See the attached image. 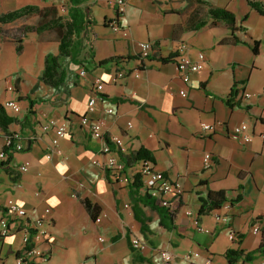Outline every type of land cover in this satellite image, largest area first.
Masks as SVG:
<instances>
[{"label":"crops","instance_id":"0c3cea01","mask_svg":"<svg viewBox=\"0 0 264 264\" xmlns=\"http://www.w3.org/2000/svg\"><path fill=\"white\" fill-rule=\"evenodd\" d=\"M48 1L0 0V15L28 5L52 7ZM115 1L82 0L84 7H79L88 9L95 24L82 34L83 44L77 55L67 57L71 64H61L66 75L63 84L53 88L41 79L46 57L57 56L48 53L36 72L54 95L51 93L45 101L34 97L28 100L29 115L17 117L21 112L5 110L14 119L9 131L20 137L24 150L0 161V206L18 204L27 211L25 220H43L42 228L50 234L41 244L50 255L48 264H54L59 213L71 207L82 212L95 233L91 248L81 259L83 264H205L207 260L211 264H228V249L255 253L264 234V15L250 2L264 0H127L125 12L119 16ZM211 9L235 14L239 27L235 35L243 43H221L231 38V31L224 22L213 23ZM114 20L120 26L117 32L110 27ZM202 22L206 25L198 27ZM27 33L39 39L54 32L39 35L32 29ZM254 41L260 43L258 53L253 52ZM141 42H150L154 47L143 62L139 59ZM201 52L206 56L204 69L185 83L177 71L179 58L191 55L197 60ZM110 58L114 60L100 64ZM31 66L36 67L35 60ZM8 70L11 77L17 72L14 67ZM3 75L0 70V99L17 101L8 95L17 94L15 85L9 84L5 92ZM98 78L105 84L99 94L95 85ZM16 82H21L19 77ZM236 83L240 106L232 108L227 98ZM70 84L68 92L54 93ZM243 91L253 97L245 98ZM92 98H96V106L89 113ZM30 102H34L32 108ZM109 109L114 113L108 114ZM85 115L103 121L101 137L81 128L79 121ZM51 120L66 123L69 134L59 142L61 153L50 161L46 152L54 130L45 132L42 126ZM203 123L216 125V131H202ZM242 124L248 126L249 143L234 132ZM2 132L0 151L5 145V131ZM113 136L123 142L121 151L111 145L121 162L125 163L122 155L130 156L145 147L155 160V169L182 185L181 198L172 202V216L164 219L166 226L159 212L142 204L137 209L144 225L135 216L131 185L138 162L126 166L121 181L115 171L101 169L109 158L101 153L102 146ZM206 153L217 161L210 171L204 169ZM21 166L28 167V171L21 172ZM211 192H225L226 201L218 210L199 214L201 201L208 200ZM84 199L100 209L99 222L91 219L82 203ZM228 203L231 208L227 221H217L215 214L224 215L223 206ZM2 208L0 222L6 216ZM46 209L50 212L46 213ZM187 210L199 216L211 233L198 232L186 216ZM256 225L261 233L253 232ZM231 231L242 239L241 245L239 240L230 239ZM22 238L20 221L10 236H0V264H16L24 250ZM132 238L147 242L148 249L134 250ZM195 253L198 256L187 259V255ZM244 264H264V255L256 254Z\"/></svg>","mask_w":264,"mask_h":264},{"label":"built area","instance_id":"2783aa9c","mask_svg":"<svg viewBox=\"0 0 264 264\" xmlns=\"http://www.w3.org/2000/svg\"><path fill=\"white\" fill-rule=\"evenodd\" d=\"M114 6L117 8V12L119 14H123L125 12L127 6V0H116L114 2ZM110 27L115 31L120 30V26L117 23V20H114L110 23ZM139 59L143 62L147 60L151 54L154 52L153 44L150 42H141L139 43ZM182 48H185L182 46ZM206 56L204 53H199L197 60H195L191 55L182 56L179 58L177 62V71L181 76L182 80L185 83H188L191 79V76L194 73H197L204 69L205 67ZM83 74L85 71H82ZM120 76H122L120 74ZM96 92L97 94L102 93L104 89V82L98 78L95 80ZM10 91L14 90L13 86L9 87ZM181 95H185V91L180 92ZM242 95L245 98L253 97V94L248 91H243ZM4 110H10L14 113H20L21 107L15 100H6L2 103ZM96 106V98H92L88 103V112L93 113L95 111ZM108 114H113L114 110L109 109L107 111ZM80 126L81 128L88 131L95 137H101L102 129L104 126L103 121L96 120L90 118L88 115H85L80 118ZM129 127L132 126L131 123H128ZM202 131L214 133L216 131V125L214 124H201ZM43 131H48L49 129L54 130V138L49 144L46 152V158L48 160H53L56 155L61 153L59 142L61 139L65 138L69 134V130L66 123H57L55 120H51L46 125L42 126ZM236 134L242 136V139L245 143H249L251 141V136L248 133V126L242 124L234 129ZM2 128L0 127V134H2ZM5 136V145L4 149L0 151V161H7L9 159L10 153L20 152L24 150V146L20 141V137L17 134H4ZM114 145L116 149L122 150L123 142L119 137H111L110 141L105 143L102 146L101 153L103 155H109V158L102 163L104 170L106 171H115L117 180H123V176L125 174V163L121 162L118 157L113 153V148L111 145ZM204 169L205 170H213L217 164V161L214 159L211 153H206L204 156ZM140 164L137 175L141 176L143 187L141 189L142 193L149 195L156 204L159 206L168 208L170 211H173L172 202L175 199L181 198L183 194L182 185L177 182L171 180L166 174L160 172L155 169L153 162L150 160H141L138 161ZM137 163V164H138ZM21 172H27L28 167L21 166ZM231 208V205L225 204L223 209L226 213L215 214V218L217 221H227V212ZM46 213L50 212V209L45 210ZM186 216L191 218L192 224L194 228L200 232L205 234H210L211 230L204 227L201 224L199 216L194 214L193 211L187 210L185 212ZM27 216V211L22 208L18 204H10L6 207V216L0 222V236L8 237L15 230V223L20 221V230L23 234L22 242L24 244L23 252L17 256L16 264H47L50 261V255L47 253L43 247L41 246L42 242H44L49 237V231L47 229H43V220L40 219L35 223H31L28 220H25ZM100 221V218L97 219V222ZM254 233H261V229L258 225L253 228ZM230 239L232 241L239 240L238 235L234 232H230ZM101 242L105 240L103 238L99 239ZM131 247L138 251L144 252L148 249L149 245L147 242L141 241L139 238L131 239ZM192 256H198L197 253L187 255V259H191ZM124 264V263H122ZM205 264H211V260H207Z\"/></svg>","mask_w":264,"mask_h":264},{"label":"trees","instance_id":"16d2710c","mask_svg":"<svg viewBox=\"0 0 264 264\" xmlns=\"http://www.w3.org/2000/svg\"><path fill=\"white\" fill-rule=\"evenodd\" d=\"M47 1V0H45ZM72 9H70L68 14V19L64 20L58 14V10L55 6L48 8H39L35 5H28L21 9L0 15V24L6 25L18 20L28 19L32 17H38L39 20L35 27L26 25L24 26L23 32L27 33L30 30L34 29L39 35L45 32H54L58 36L59 41V55L49 54L45 59V68L41 75V79L46 84L50 85L53 88L59 87L63 84L66 75L62 69V65L60 59L62 57H71L73 59L77 53L78 49L82 47L83 44V36L89 27L93 26L94 21L89 17L88 9H81L79 6L82 3V0H69ZM250 6L256 9L260 14L264 15V1L261 3H253L250 2ZM121 15L118 13V16ZM210 17L213 19V23L218 21L224 22L227 24L231 31V38L224 39L221 43H232V44H240L243 43L238 37H236L235 33L239 30V27H236V17L235 14L226 9H211ZM248 17L246 16L244 20ZM118 22V21H117ZM206 25V22H202L198 27H203ZM17 50L21 52L22 50V41H18ZM259 41L253 42V52L258 53ZM113 58L101 61L100 64H106L108 62L113 61ZM162 61H167L166 58H161ZM238 83H236L229 97L227 98V103L232 108L240 106L238 95H239ZM31 108L34 106V102H30ZM14 119L7 115L2 104H0V127L6 134H13L9 131V126L12 124ZM122 159L125 162L127 167L132 166L138 161L141 160H150L155 163V160L151 154V152L145 147H141L136 153L130 156H123ZM133 198L135 200L134 211L136 218L142 222L144 225V219L141 217L140 212H138L137 206L138 204H142L144 206H148L161 215L163 219H166L168 216H172V212L165 207L159 206L155 203V201L147 194L142 193L141 189L143 187L142 179L140 175H136L134 177V181L131 185ZM226 201L225 192H211L209 193L208 200L201 201V207L199 210V214H204L207 212H212L218 210L222 207L223 203ZM86 211L90 215L93 221H97L99 218L100 209L94 205L89 199H84L82 201ZM2 207L0 206V209ZM6 210V208H2ZM242 239H239L238 244L241 245ZM256 254L264 255V234L261 241V244L257 251L253 254H246L242 249L239 248H231L228 249L225 253V258L227 259L228 264H244L247 262H251Z\"/></svg>","mask_w":264,"mask_h":264},{"label":"rangeland","instance_id":"374dc122","mask_svg":"<svg viewBox=\"0 0 264 264\" xmlns=\"http://www.w3.org/2000/svg\"><path fill=\"white\" fill-rule=\"evenodd\" d=\"M48 4L56 6L60 16L64 19L68 17L69 10L72 8L69 0H49ZM96 15L101 18L100 11L97 10ZM37 22L38 18H30L8 25H0V70L4 73L5 92L9 84L16 86L17 94L7 93L21 105V113L17 117L22 116L24 113L26 115L31 113L28 100L32 97L45 101L52 93L37 76L36 71L38 63L43 61L46 54L59 55V41L54 33L44 34L38 39L36 34L23 32L25 23L36 25ZM18 41L23 43L21 53L16 50L19 45ZM33 60L36 61V67L31 66ZM60 62L64 66L71 64L70 59L67 57H62ZM10 67H14L17 71L12 77L8 70ZM17 77L21 80L20 83L16 82ZM23 83H25L26 88H24ZM70 88L71 84L62 87L61 90H55L54 93L68 92ZM4 101V99H0V104ZM100 167L104 169L102 164ZM58 221L59 228L56 231L54 264H83L84 260L81 261L83 254L91 248L92 239L95 236L90 223L85 221L82 212L75 207L60 212Z\"/></svg>","mask_w":264,"mask_h":264}]
</instances>
